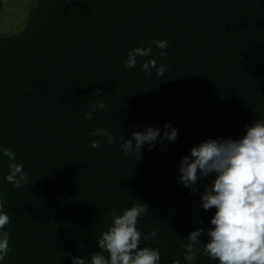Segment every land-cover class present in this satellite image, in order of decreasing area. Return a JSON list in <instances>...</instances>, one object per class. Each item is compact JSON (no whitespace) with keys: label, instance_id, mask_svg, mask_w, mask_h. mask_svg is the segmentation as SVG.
Returning a JSON list of instances; mask_svg holds the SVG:
<instances>
[{"label":"trees","instance_id":"obj_1","mask_svg":"<svg viewBox=\"0 0 264 264\" xmlns=\"http://www.w3.org/2000/svg\"><path fill=\"white\" fill-rule=\"evenodd\" d=\"M152 39L168 41L164 57L151 45L164 75L140 70L152 57L124 69L126 52ZM98 99L107 109L84 120ZM256 119L264 120V0H33L23 28L0 34V146L29 178L20 188L6 182L0 156L4 264L87 259L111 210L139 202L148 213L138 230L156 229L140 246L158 248L160 264H183V239L211 227L215 210L199 207L213 176L192 193L176 179L180 158L203 140L241 137ZM165 123L178 130L174 142L145 145L139 157L121 150V137ZM97 128L114 139L91 149ZM194 264L216 261L201 254Z\"/></svg>","mask_w":264,"mask_h":264},{"label":"clouds","instance_id":"obj_2","mask_svg":"<svg viewBox=\"0 0 264 264\" xmlns=\"http://www.w3.org/2000/svg\"><path fill=\"white\" fill-rule=\"evenodd\" d=\"M143 43V41H141ZM150 46L135 47L126 52L124 69L136 67L137 57H152L140 65V70L151 75L163 76L166 64H158L153 56V47L164 51L168 41L152 39ZM97 90L95 95H100ZM84 120H91L95 113L106 110L103 99L87 105ZM177 129L170 123L161 127H148L143 131H132L128 139L121 137L120 148L125 155L137 154L145 145L151 151L156 143L161 145L174 142ZM93 136L101 139L92 140L91 149H98L101 141L111 144L113 135L107 128H97ZM0 156L9 161L4 180L16 188L28 182V175L22 163H16L15 153L0 146ZM177 181L195 193L199 182L213 176L203 185L199 207L203 210L214 209L209 219L211 227L192 230L183 245L185 252L183 264H194L198 255H204L216 264H264V120H255L245 126L244 134L239 138L206 139L182 156L177 164ZM148 213L142 203L117 212L113 208L109 215V226L96 241L97 249L85 257H71V264H160L161 252L158 248L141 247V240L149 241L156 237V229L147 233L138 230L137 224ZM10 216L0 199V264L10 252L9 233L5 226ZM203 237V238H202ZM172 264H182L175 259Z\"/></svg>","mask_w":264,"mask_h":264},{"label":"rangeland","instance_id":"obj_3","mask_svg":"<svg viewBox=\"0 0 264 264\" xmlns=\"http://www.w3.org/2000/svg\"><path fill=\"white\" fill-rule=\"evenodd\" d=\"M33 0H5L0 11V34L13 33L23 28Z\"/></svg>","mask_w":264,"mask_h":264}]
</instances>
